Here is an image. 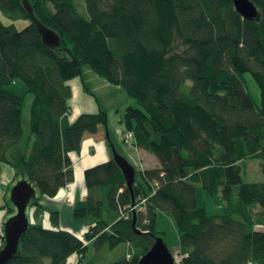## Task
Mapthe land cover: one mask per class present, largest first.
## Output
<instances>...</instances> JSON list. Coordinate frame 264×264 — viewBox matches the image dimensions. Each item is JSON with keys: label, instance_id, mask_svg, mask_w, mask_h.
<instances>
[{"label": "trees", "instance_id": "16d2710c", "mask_svg": "<svg viewBox=\"0 0 264 264\" xmlns=\"http://www.w3.org/2000/svg\"><path fill=\"white\" fill-rule=\"evenodd\" d=\"M81 1L84 10L76 0H0L7 18L30 19L20 30L0 20V165L36 191L7 264H138L160 237L158 212L174 221L176 264H264V180H242L251 160L264 177V0H250L257 19L243 18L231 0ZM38 26L58 35V48L42 42ZM84 66L135 101L121 123L130 145L158 163L134 168L131 190L112 158L86 168V196L72 206L84 223L77 235L42 197L74 182L72 153L86 135L104 130L107 138L103 111L68 119L69 82ZM104 186L118 214L111 225L101 219ZM198 188L222 199L221 213L197 205ZM120 244L125 253L107 263Z\"/></svg>", "mask_w": 264, "mask_h": 264}, {"label": "rangeland", "instance_id": "374dc122", "mask_svg": "<svg viewBox=\"0 0 264 264\" xmlns=\"http://www.w3.org/2000/svg\"><path fill=\"white\" fill-rule=\"evenodd\" d=\"M84 10V4L81 0H76ZM81 9V7H80ZM0 20L4 24H14L15 28L20 30L29 24L30 19L11 20L4 16L0 11ZM247 90L253 100L259 102V91L250 74L245 75ZM16 87H22V83L16 80ZM71 95L68 100L70 111L68 114L69 121H73L80 113H94L103 111L106 114V131L110 140L113 142L114 149L122 155L127 162L135 169H143V167H154L158 161L156 157L148 151L134 149L129 143L128 132L121 123L125 109L128 106H137L135 101L126 95L120 86L107 83L104 79L96 75L88 66H84L80 77H76L69 82ZM31 96H25L22 108V126L24 134H27L29 127V103ZM102 132V131H100ZM112 158V149L103 134L86 135L81 143L80 150L72 153L74 175V192L72 201L66 200L64 197L57 195L54 198L42 197V203L46 211L59 210L60 219L63 221L64 228L80 235L83 233L84 223L81 219H75L72 216V206L78 199L82 198L80 193V185L83 184V171L87 167H91L103 161ZM138 176V175H137ZM20 180V177L14 175V171L6 164L0 165V206L9 204L12 210L3 209L5 212V223L11 216L15 214V208L10 201V191L12 187ZM244 182L263 181L264 177L261 173L259 161H247L244 172L242 173ZM108 187L102 188V206L101 219L108 225H111L117 218L118 214L112 210L106 201V193ZM75 199V200H74ZM196 203L200 207H204L208 214L214 215L222 212V199L219 196H211L202 189H196ZM142 206V205H141ZM29 206L26 209L28 212ZM142 210V209H141ZM0 216L1 213H0ZM0 224V225H1ZM0 234L3 230V225ZM156 230L160 232L170 254L177 263L178 255V233L173 219L170 215L158 212L156 218ZM126 251V245L120 244L112 251L108 252L107 263H112L121 257ZM93 252V248H89L88 254ZM87 254V255H88ZM250 264H257L251 262Z\"/></svg>", "mask_w": 264, "mask_h": 264}, {"label": "water", "instance_id": "95a60500", "mask_svg": "<svg viewBox=\"0 0 264 264\" xmlns=\"http://www.w3.org/2000/svg\"><path fill=\"white\" fill-rule=\"evenodd\" d=\"M235 11L245 19H257L259 13L250 0H231ZM42 42L50 48L59 47L58 35L49 28L38 26ZM107 140L112 149V159L117 164L125 179L126 185L131 190L135 179V169L127 160L114 149L106 131ZM36 191L26 180H19L10 191V201L15 208V214L3 223L2 236L4 244L0 249V264L7 262L14 256L18 240L29 224L26 209L29 201L35 197ZM133 205V202H132ZM136 213L133 212L132 225L135 227ZM139 232V231H137ZM138 264H176L167 246L161 237H156L151 248L142 255Z\"/></svg>", "mask_w": 264, "mask_h": 264}, {"label": "crops", "instance_id": "0c3cea01", "mask_svg": "<svg viewBox=\"0 0 264 264\" xmlns=\"http://www.w3.org/2000/svg\"><path fill=\"white\" fill-rule=\"evenodd\" d=\"M103 134L104 133V136H105V132H104V130H102V132H98L97 134ZM134 148V147H133ZM134 149H136V148H134ZM139 151H140V149H138ZM142 150V149H141ZM90 167V166H89ZM88 168V167H87ZM143 168H147V167H143ZM86 169V168H85ZM74 175H75V172H74ZM69 188H70V192L73 194V192H74V183H71L69 186H68ZM65 189V188H64ZM64 189H62L59 193H58V195H62L63 197H64ZM80 193L82 194V198L81 199H78V200H82V199H84L85 198V196H86V190H85V185H84V180H83V184L82 185H80ZM75 200V199H74ZM55 210H58V209H55ZM4 210H0V213H1V215L2 216H0V222L2 223L3 222V220H4V217H5V214H4ZM26 215H27V217L30 219V217H31V212H30V210H28V212L26 213ZM0 223V224H1ZM60 224H61V226L62 227H64V225H63V221H61L60 222ZM1 225H3V224H1ZM0 225V229L2 228V226ZM83 230H84V228H83Z\"/></svg>", "mask_w": 264, "mask_h": 264}, {"label": "built area", "instance_id": "2783aa9c", "mask_svg": "<svg viewBox=\"0 0 264 264\" xmlns=\"http://www.w3.org/2000/svg\"><path fill=\"white\" fill-rule=\"evenodd\" d=\"M65 193H66V200L67 201H72L73 200V196L70 195L71 192H70V188L68 186L65 187ZM3 246V243H2V240L0 239V249L2 248Z\"/></svg>", "mask_w": 264, "mask_h": 264}]
</instances>
